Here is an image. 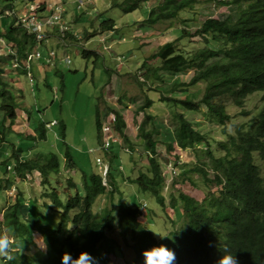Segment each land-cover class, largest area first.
Wrapping results in <instances>:
<instances>
[{
    "label": "trees",
    "instance_id": "obj_1",
    "mask_svg": "<svg viewBox=\"0 0 264 264\" xmlns=\"http://www.w3.org/2000/svg\"><path fill=\"white\" fill-rule=\"evenodd\" d=\"M151 1L156 4V8L153 6L149 17L144 20L150 24L174 18L180 11L196 2L124 0L118 6L124 13H129ZM220 4L225 10L206 15L203 20L197 21V29L191 34L203 39V47L191 52L180 50L176 44L178 40L190 36L185 29L175 41L159 46L151 58L161 61L153 70L171 72L176 77L179 73H192L188 82L175 78L176 82L157 89L162 94L160 101L192 111L202 109L205 115L215 118L219 125L225 126L230 115L225 112L223 101L227 100L242 107L245 99L255 91H262L264 100V0H226L220 1ZM102 26L112 29L114 21H104ZM6 36L9 42L13 40L11 35ZM65 41L73 44L72 41L78 40L73 32L68 31ZM82 53L84 56H96L88 50H83ZM1 67L0 65V73L4 69ZM200 81L205 85L203 92L186 93L189 87ZM0 99V109L10 118H14V99L6 80L1 77ZM151 104L152 101L146 98L141 109H148ZM122 117L119 113L115 117L116 129L120 135H123L125 127ZM174 117L178 124L169 137L160 133L158 125L152 124V128H146V120L152 118L146 115L138 135L143 140L144 151L147 152L148 169L141 172L138 178L128 180L135 183L139 191L152 195L158 208L176 226L177 218L174 214L180 207L181 230L170 231L160 241L141 222V205L132 206L124 202L120 193L118 201L111 208L105 207L94 212V203L99 197L106 192L107 195L115 194L118 190L109 166L107 183H104V177L100 174H84L81 179L84 192L78 191L77 182L70 178L67 183L69 188L76 191L74 196L63 201L56 191L49 193L54 206L62 211L56 228L42 222L38 217L29 216L22 199L16 197V202L6 212V227L12 230V236L20 235L23 248L26 245L36 247L33 240L35 230L41 235L46 250L44 259L39 260L18 247L13 253L14 260L7 264H61L64 252H70L73 258H77L81 252H88L96 258L98 264H116L115 259H118L122 250L120 242L133 252L137 263L142 261L144 250L164 245L175 252V264H216L226 254L225 249L236 255L239 264H264V178L261 175L264 171V105L250 125L237 124L234 134L216 143V147L223 153L221 156H215L208 149L204 133L194 129L193 124L182 113L175 112ZM101 126L100 122V129ZM159 136L163 137L158 138ZM161 144L165 147V154L174 163L180 158L179 151L195 150L199 144L204 147L211 169L201 162L193 169L184 170L183 175L197 174L204 180L211 189L212 206L206 204V199L199 200L188 190L179 189L176 182L173 186L180 191L177 196L169 195L167 202L162 193L166 178L163 176L159 157ZM131 147V153L136 152ZM254 153L262 161V168V164L255 163ZM17 157L14 169L18 176H27L28 173L32 176L33 170L41 174L42 180L47 181L49 173L59 174L61 171L60 159L55 154L46 155L44 159L40 156L36 161H22L19 154ZM65 160L66 166L69 163L74 166L71 155L66 154ZM213 186L215 189H212ZM22 205L25 220L19 215ZM69 226L71 232L66 230ZM114 230H117L120 241L108 235V232Z\"/></svg>",
    "mask_w": 264,
    "mask_h": 264
},
{
    "label": "rangeland",
    "instance_id": "obj_2",
    "mask_svg": "<svg viewBox=\"0 0 264 264\" xmlns=\"http://www.w3.org/2000/svg\"><path fill=\"white\" fill-rule=\"evenodd\" d=\"M123 1L93 0V3L82 6L80 9L77 8L78 4L75 1V5L72 3V7L70 6L72 11L69 12L67 19L72 28L74 26L80 28L82 22H87L89 25L96 27L100 26L98 25L99 23L107 20H113L116 23L118 30L115 29L110 38H106V44H110L108 51L99 49L98 45H103V43H99L97 40L85 45V49H93L94 51H90L94 52L96 56L94 54L84 56L82 53L83 49L73 45L65 46L63 41L56 38H48L43 43H37L32 36L31 42H29L30 46H33V50L41 53V58H34L32 62L31 60L29 61L31 73L33 74V80L30 81L26 73L17 70L18 67L14 68L11 65V55L7 54L10 42L4 33L11 30V26L15 22L14 14L6 9L8 5L10 4L20 9L28 5L29 2L25 0H0V33H2L3 39V41H0V62L5 64L0 77L6 80L8 84V89L14 99V107L20 108L19 111L24 110L21 117L10 118L4 110L0 109V235L6 233L16 241V244L19 245L23 252L39 260L44 259L46 248L41 235L34 230L33 240L36 247L26 245V248H23L24 244L19 237L20 235L17 237L12 236L11 229H8L5 225L6 212L9 206L16 202V197H20L22 203L29 211V216L38 217L42 222H46L51 227L56 228L62 211L54 206L49 193L56 191L59 197L66 201L67 198L76 194L74 189L68 187V179L72 178L76 181L78 191L84 192L81 183L82 176L84 174L90 176L98 173V171V174L104 177V183H107L109 176L104 174L102 170L109 164L113 165L111 174L114 177L118 192L115 191L114 195H107L106 192L99 197L94 203V212L101 211L105 207L111 208L118 201L120 193L124 202L132 206L141 205L143 214L140 220L153 232L166 237L170 231L181 230L180 225L182 222L180 217L182 216L179 215V211L177 212L178 215H176V226L169 220L165 212L158 208L157 201L152 195L139 191L137 185L128 180L138 178L141 172H145L148 169L147 152L140 145L141 139L138 135L140 126L136 129V127L131 125V122L135 123L136 119L128 116V123L131 126L127 127L125 125L127 127L125 128L126 136L129 137L130 141L131 139L133 140V149L136 152L132 151L131 153V149H128L130 155L120 149L121 135H118V140L112 142L109 150V152H119L121 154L119 159L110 162L108 158L109 152H103L99 149L101 143L107 138L101 133L100 119L103 115V109L108 105V101H111V99H123V102H126L125 110L130 114L134 110L135 105L137 110L145 104L146 98H150L152 104L148 110L153 114L159 115L158 122L151 114H145L144 118L140 114L139 117L142 118L143 123L146 115H150L152 118L151 120H146V128L152 124L158 125L160 133L169 137L178 124L174 113H182L193 124L194 129L204 133L207 141L206 146L215 156L223 154L216 147L218 141L225 140L230 134H234L237 124L250 125L263 109L262 91H255L247 97L242 107L225 100L223 104L225 112L230 115V120L225 126H221L215 118L205 115L202 109L200 111H192L175 106L172 103H160L158 101L159 91H156V89H159L163 83L154 82L157 73H150L149 71L153 67L150 69L146 67L139 70L136 69L141 61H146L155 53L156 45L151 42L150 46H152V49L149 52L146 51V54L142 52V46L138 42L140 38L136 40L137 36L134 35L135 32L132 26H134L135 30L139 28L149 38H152L154 30H157V32L162 33L159 39L160 42L164 43L175 41L176 39L173 37L176 35L181 36L182 30L186 29L190 36L180 41L178 40L176 44L180 50L191 52L204 46L202 38L191 35L197 29V21L203 20L206 15H212V13L217 11L222 12V9L225 10L220 1L226 0H196L193 6L183 9L174 18L162 20L156 24L139 22L137 27H135L134 22L143 17L146 20L156 4L151 1L139 9L124 13L118 6ZM88 9L96 11L95 14H90ZM29 10L30 8L27 9L24 15H27ZM31 11L34 10L31 9ZM50 15L51 12L48 13V17ZM102 16L105 19H102ZM71 19H74V21H70ZM88 26L86 25L85 28ZM164 35H167V37ZM51 50L56 53L55 65H57V69H54L53 64L47 62L45 58L48 51ZM135 50L139 54H137V57L133 54ZM139 50L140 52H138ZM67 56L70 57L68 64L65 61ZM155 59H157L156 62H161L160 59ZM154 71L156 72L157 69L151 72ZM164 73L166 72L164 71ZM168 75H163L162 77L165 80L164 84L168 81H173V76ZM177 76L183 82H188L192 73H179ZM204 87V82L200 81L196 85L189 87V89L187 88L186 93L203 92ZM184 94L181 93V95ZM109 107L116 114L118 113L116 109ZM121 115L123 116V114ZM54 122H57V124ZM159 149L162 171L165 176H167L166 172L168 176L171 174L166 180L165 188L162 190L167 202L169 195H178L180 190L173 186V183L177 182L180 186L179 189L184 188L183 185L188 187L191 195L199 200L206 199V204L212 206L211 189L204 183V180L197 174L183 175V171L180 170L183 168L185 170L193 169L198 166L197 164L200 165L201 162L210 170L211 163L205 154L206 150H204V147L196 148L195 150L187 149L190 159H187L185 167L183 166V168L181 167L177 170V174L173 171L172 174L169 171L171 167H168L167 164L169 162L167 160L170 156L165 154L164 145L161 144ZM17 154L21 156L22 161L33 159L36 161L40 156H43L44 159L46 155L55 154L60 159L61 171L59 174L49 173L47 181L42 180L41 174L33 170L31 171L32 176L30 173L27 176H18L14 169L15 161L18 158ZM66 154L71 155L75 163L74 166L72 163L66 166ZM185 155L186 153L183 154V156ZM197 155H200L199 159ZM130 156L131 158L133 157L132 162ZM253 156L255 163L258 165L262 164L260 166L262 168L263 163L259 160L258 154L254 153ZM98 157L103 160L101 164L96 161ZM9 165L10 168H8ZM173 165L175 163L171 162L172 167H174ZM261 175L264 178V171L261 172ZM212 189H215V187L213 186ZM19 210V215L25 220L24 206L22 205ZM108 235L120 241L117 230L108 232ZM156 236L160 241L162 240L160 236ZM120 244L122 245V250L118 254V259H115L116 264H143V259L140 263H137L133 252L121 242ZM1 259L0 264H5V260Z\"/></svg>",
    "mask_w": 264,
    "mask_h": 264
},
{
    "label": "crops",
    "instance_id": "obj_3",
    "mask_svg": "<svg viewBox=\"0 0 264 264\" xmlns=\"http://www.w3.org/2000/svg\"><path fill=\"white\" fill-rule=\"evenodd\" d=\"M25 1L29 2V4L26 5L25 7L24 6L21 7L20 9L17 8V7H15V6H13V5H10V4L6 8L8 11H10L11 13L14 14L15 22L12 24L11 30L6 31L4 33L5 34H8V36L11 35V37H13V40H10V45L9 46H12L17 51V57L16 58H17L19 64H21V66L17 70H20V71L26 73V75H27V77L29 78L30 81L33 80V74L31 73V68H30V70H27L28 68L26 67V61H27L28 54H30L33 51V49H34L33 46H30V43H29V42H31L32 35H30L29 33H27L26 30L17 23L18 22L17 19L20 16H23L24 13L27 11L28 8H30L28 14L29 13H34V14L36 13L37 16L40 19H44V18H46L48 16V13L51 12L50 7H49L50 4L61 5L63 7V9H64V13H63L64 22L67 25V27L69 28V31L73 32L75 34V36L77 37V40H78L77 42H73L72 41L73 44H71V42H70L68 45L78 46L79 48H81L83 50H88V51L93 50V49H85L86 48L85 45L89 44L93 40L94 41L97 40L100 43V42H102L101 41V38H103L104 39L103 45H100L99 44L98 45V48L99 49H102L103 51L104 50L105 51H108L109 50V47H110V44H106L107 43L106 38L107 39L110 38L111 34L115 31V29L118 30L116 28V25H115L116 23L115 22H114V26H113L112 29L111 28H108V27H103L102 26V23L104 21L102 23H99L98 25H100V26H98V27H96L94 25H89L87 22H84V23L82 22L80 28H78L76 26H74V28H72L71 25L69 24V20L67 19V17H68L69 12L72 11V8H70V6L72 7V3H74V5H75V0H25ZM91 3H93V1L90 2V3H88V4H86V5H89ZM31 9H33L34 11H31ZM16 10H18V11L16 12ZM88 11L92 15H94L95 12H96V11H93L91 9H88ZM102 19H105V18L102 16ZM144 20H145V18L143 17V18H139L138 21H135L134 22L135 23V27H137V25H138L139 22H142L143 23ZM70 21H74V19H71ZM85 24L87 26L88 25L89 26L87 28H85L86 27ZM82 26H84V27H82ZM132 29L135 32L134 35L137 36L136 40H139V38H140V40L138 42H140V46H142V52H145V54L147 52H149V50L152 49V46H150L151 42H154V45H156V51H155V53L157 52L159 46H161V45L164 44V42H160V40H159L160 39V36L162 35V33L157 32V30H154L152 38H149V37H146L145 36L146 34L144 35L139 30V28H137L135 30L134 29V26H132ZM107 32H109V33H107ZM150 32H152V31L150 30ZM164 36L167 37V35H164ZM178 37H179V35H176L173 38L177 39ZM49 38H52V39L53 38H56V32H55V30H53V31H51L49 33ZM1 39H2V33H0V41H3V39L2 40ZM56 39H58V38H56ZM111 39H110V41H111ZM104 46L106 47V49L104 48ZM138 52H140V50ZM135 53H136V50H135ZM135 53H133V54L137 57V54L138 53H136V54ZM7 54H9V53L7 52ZM152 55H151V57H152ZM67 57L65 58V61L68 64ZM151 57L149 59H147L146 61H141V63L138 64V68H136V69L139 70L140 68H145V67L148 68V69H150L151 67L154 68V66H156L155 68H157L159 66L160 62H156L157 59H153ZM55 58H56V53H55V56L51 59V61H52V64L54 66V69H57V65H55V62H56ZM13 59H12V56H11V60H13ZM0 65L2 66L1 68H4V65L5 64H3V63L0 62ZM151 70H153V69H150V71ZM29 73L31 74V76L28 75ZM166 73H168V72H166ZM166 73H164V71H161V70L160 71H157V75H158L159 79H157V76H156V78H154V80H155L154 82H158V83L161 82V83H163L162 86H164V85H170L172 82H176L177 80L178 81H182L179 76H177V77H176V75L173 76V73H171V72L168 73L169 75L166 74ZM163 75L173 76V79H172L173 81H168L166 84H164L165 83V80L162 78ZM175 78H177V80H175ZM157 86H159V85H157ZM162 86L160 85V87H162ZM156 91H157V89H156ZM158 94H159L158 101H160V97L162 96V94L160 92ZM170 95H172V94H170ZM160 103H164V102L160 101ZM125 105H126V102H123V99L122 100L111 99V101H108V105H106L105 108L103 109V115L101 116V119H100L101 120V124H103L105 121H110V122H112V124H114V127L116 129V119H115V117H116L117 114L109 106H111L114 109H116L118 111V113L123 114V119H125V125L127 127L133 125L134 127H136V129H137V127L139 128V126L142 123V118H144L145 114H151V116H153L154 119L155 118L157 119V122L159 120V115H156V114L151 113L148 109L142 110L141 107L140 108L138 107L139 109L136 110V105H135L134 110L132 112H130V114H129L125 110L126 109V106ZM153 105H154V101H153ZM19 109L20 108H15V117H21L22 112H24V110L19 111ZM140 114H142V118L139 117ZM128 116H131L134 119H136L135 123L134 122L133 123L131 122V125H130L128 123ZM54 123L57 124V122H54ZM127 123H128V125H127ZM150 124H152V123L150 122ZM126 126L123 128V135H121L120 149L122 151H126V153H129L128 149H130L131 146L133 147L134 142H133L132 139L130 141L129 137L126 136V129H125V128H127ZM148 128H150V127H148ZM116 131H117V129H116ZM119 136H120V134H119ZM163 136H165V135H163ZM163 136H159L158 138H162ZM3 140H4V137H3ZM140 145H143V140H141ZM123 148H125V149H123ZM161 151H162V149H161ZM179 152L182 154V156H181V158H179L175 162V165H173L175 168L173 170H169L170 173L172 171H174V173L176 172V174H177V170H179V168H181V167L183 168V166L185 167V163L190 159L189 153L187 154V152H188L187 149L186 150H183V151H179ZM180 153H179V155H181ZM185 153H186V155L183 156V154H185ZM120 156H121V154L119 152H117V151L109 152V154H108V158H109V161L110 162L113 161V160H115V159H119ZM199 157H200V155L198 156V158ZM130 158H131V156H130ZM132 158H131V162L133 161ZM167 161L169 163L168 164L166 163V164L169 165V166H171V162H173V161L170 158H168ZM109 166L111 168L113 165L112 164L111 165L110 164L109 165H106L105 168L106 169H109ZM180 170L181 171H184L185 168L180 169ZM98 173H99V171H98ZM98 173H96V174H98ZM172 174H173V172H172ZM166 175L167 176H165V173H163V176L167 180L168 177L171 176V174L168 176V173L166 172ZM131 179H134V178H131ZM177 184L179 186V183H177ZM183 187H184L183 189L188 190V187H186L184 185H183ZM155 208L158 209L157 207H155ZM178 211H179V215H180V213H181V208L180 207H178ZM177 212H175V214H174L175 218H176V215H178Z\"/></svg>",
    "mask_w": 264,
    "mask_h": 264
},
{
    "label": "built area",
    "instance_id": "obj_4",
    "mask_svg": "<svg viewBox=\"0 0 264 264\" xmlns=\"http://www.w3.org/2000/svg\"><path fill=\"white\" fill-rule=\"evenodd\" d=\"M75 1L78 4V8L80 9L82 6H85L86 4L92 2L93 0H75ZM49 7L51 10V15L49 17L47 16L44 19H40L36 13L35 14L29 13L28 15L20 16L17 19L18 21L17 23L21 27H23L27 33L32 35L37 43H43L44 41H46L49 38V33L55 30L56 38H58V40L63 41L64 45L67 46L68 44L65 41V35L66 32L69 31V28L67 27L63 19L64 9L61 5H57V4H50ZM101 41L103 43L104 39L101 38ZM104 48L106 49L105 46ZM7 52L12 56V59L14 58L12 60V66L14 68L16 67L19 68L21 64H19L16 58L17 51L12 46H8ZM54 56H55V51L51 50L48 51V55L45 58L47 59V62L52 63L51 59ZM34 58H38V59L41 58V53L37 50H33L30 54H28L26 61V67L28 68L27 70H30L31 68L29 65V61L31 60L32 62ZM69 59L70 57L68 56L67 57L68 63H69ZM28 75L31 76L30 73ZM101 133L107 138L101 143L99 149L103 152L104 151L109 152L112 142L118 140L119 133L116 131L114 124H112V122L110 121H105L102 124ZM201 147H202L201 144L197 145V148H201ZM96 161L101 164L102 158L98 157ZM168 167H171V170L174 169V167L172 166L168 165ZM8 168H10V166H8ZM107 170L108 169L104 168L102 171L104 174H107Z\"/></svg>",
    "mask_w": 264,
    "mask_h": 264
},
{
    "label": "clouds",
    "instance_id": "obj_5",
    "mask_svg": "<svg viewBox=\"0 0 264 264\" xmlns=\"http://www.w3.org/2000/svg\"><path fill=\"white\" fill-rule=\"evenodd\" d=\"M66 230L71 232V226L66 228ZM153 233L160 236L161 239L165 238L158 233ZM210 246L212 245L210 244ZM18 247L19 245L16 244V241L6 233L0 235V258H3L6 264L14 260L13 253ZM225 253L217 260L216 264H239L236 255H232L227 249H225ZM142 256L143 264H175L176 261L175 252L164 245L144 250ZM61 264H98V261L88 252H81L77 258H73L70 252H64L61 258Z\"/></svg>",
    "mask_w": 264,
    "mask_h": 264
}]
</instances>
